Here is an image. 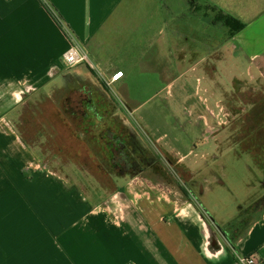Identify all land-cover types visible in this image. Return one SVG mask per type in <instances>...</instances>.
<instances>
[{"label": "crops", "instance_id": "1", "mask_svg": "<svg viewBox=\"0 0 264 264\" xmlns=\"http://www.w3.org/2000/svg\"><path fill=\"white\" fill-rule=\"evenodd\" d=\"M148 3L150 0H0V264H238L239 257L249 256L264 264V214L241 232L231 225L233 215L224 220L218 212L216 219L208 213L207 208H218L212 195H222L220 184L199 187L201 195L195 194L199 201L184 200L183 192L189 189L182 184H167L165 179L169 177L163 166L153 164L152 169L134 171L118 168L116 162L123 155L112 141L118 143L119 136L127 135L126 127L134 128L132 123L118 121V111L122 112L106 95L109 88L95 83L101 80L97 73L108 79L122 71L123 78L113 86L127 85L139 70L137 63L149 56L154 44V61H189L193 54L190 41L183 45L180 24L166 17L170 7L177 14L202 13L211 23L213 14L220 12L243 25L231 35L234 62L242 71L233 75L243 82L245 90L253 79L262 86L264 0H195L193 4L188 0H160L157 7ZM129 18L142 20L137 34L130 31ZM63 27L88 51L96 70L86 66L65 69L63 55L70 43ZM210 53L208 50L196 58V63L207 61ZM195 64L182 69L179 63L178 77L190 78L196 73L206 79V70L200 66L196 71ZM89 74L95 81L90 79L88 92L97 112L109 113L103 121L110 134L102 141V125L97 134L94 120L83 115L77 125L91 130L84 136L76 133L75 138L82 143L89 138L100 163L88 173L79 172V164L71 160L59 169L54 159L61 156L63 148L56 150L55 141L48 138L52 129L32 128L28 137L20 134V129L28 121L37 127H50L51 120L33 116L38 106L36 98L48 94L58 77L75 84L73 76ZM200 87L206 88L207 96L214 95L208 93L213 91L207 81ZM260 104L251 103L244 117H238L241 122L238 120L236 128L240 142L252 150L259 147L255 142H260L264 134V122L260 125L258 121ZM28 110V120L21 118V111ZM192 124L196 129L201 125ZM231 134L223 132L217 143L209 133L206 146L212 142L217 150L220 144L233 140ZM132 135L133 144L145 145L138 133L136 136L132 131ZM101 142L109 147L104 149L108 154ZM180 148V161L192 162L211 154L188 145L180 144ZM77 155L65 156L74 159ZM102 162L109 164V169L101 167ZM198 166L192 168L198 170ZM209 168L207 172L214 169L212 165ZM73 172L80 177H73Z\"/></svg>", "mask_w": 264, "mask_h": 264}, {"label": "rangeland", "instance_id": "2", "mask_svg": "<svg viewBox=\"0 0 264 264\" xmlns=\"http://www.w3.org/2000/svg\"><path fill=\"white\" fill-rule=\"evenodd\" d=\"M159 4L160 0H156V3H152V0H150V3H148L149 6L155 7ZM167 8L166 17L174 18L177 23L180 24L179 30L182 31L181 37L183 45L186 41H190V48L193 54L190 59H188L189 61L180 62L175 60L169 62L162 59L158 60L156 58L154 61L151 58L152 56L156 57L157 53V46L154 44L149 49V56L144 57L143 61L137 63L139 70L128 79L127 85L125 84L122 87L113 86L112 89H108V94L106 95L114 101L118 109H121L122 114L118 111V121L123 124H128V122L130 124L132 123V127L136 130L131 129L134 134L137 136L138 133L139 137L144 138V144L147 147H151L149 149L151 152L154 149L160 154L158 159L159 163H154L153 166L160 165L165 168V172L169 177V179H165L166 183L172 184L176 187L182 184L189 189V191L187 190L183 192L182 198L184 200L191 198L199 201L198 195H201V191L198 189V186L200 185L199 183L202 181L204 186L207 185L206 188H209L212 184L213 180L210 179L211 175L207 172L208 169H211L209 167L212 165L217 174L223 176L222 178L226 185H228L229 191H226L227 188L224 189L222 195H218L219 198L212 195L213 201L218 203V208L216 211L212 210V208H207L208 213L211 215L212 219H216L214 215L218 212L217 214L219 217L224 220H227V218L233 215L231 225L236 226L239 231L241 230V232H243V230H246V228H248L254 221L262 218L264 214V185L262 186L260 184L261 181L264 180V173L263 171L257 173L260 177L257 176L258 180L253 181L252 185L251 172L255 167L254 159L251 157L250 159L247 156H237V151L230 146L228 149L223 150L222 154L225 157H219V153L216 152V149L214 150L213 143L211 142L206 146V140L210 137L208 134L212 133V136H214V139H216L218 143L223 137V132L225 133L227 132V129H231V123L226 122L227 120L224 119L223 112L231 117L232 115L230 114V111L233 110L231 107H242L247 103L245 106L249 109L250 104L259 99V97H256L255 95L257 92V90H254L256 84L254 85L253 82H251V85L249 86L250 88L245 90L243 88V82L238 81L237 85H235L237 90H239L237 92L238 94L236 93L237 90L234 91L233 89L234 83L230 82L228 85L222 84V87L219 86L215 89H211L213 93L208 91V93L214 94V99L212 98V102H209L208 105L206 104L207 99H205L207 93H205V90L202 91L200 89L201 87H199L196 91L197 93L194 92L195 100L192 103L190 100L192 95L188 90H190V87L194 86V78L178 77L180 75L178 72L179 69L177 68L178 64L180 63L182 69L188 67L189 64H195L196 58L204 56V54L210 50V46H212L215 41L220 40V35L225 32L229 33L230 30L227 25L216 23L217 19L226 21L220 13L213 14L215 22L211 23L212 21L208 20L207 16L202 13L185 12L177 14L171 10L170 7ZM133 16L137 17L136 15ZM156 17L161 16L156 15ZM127 20L130 21V26L132 27L130 31L133 32V34H137L140 31L142 20L137 18H129ZM171 30V28H166L167 33L171 32ZM153 32L154 30L152 29L150 33L152 34ZM123 38L127 41V38ZM213 40L214 42H212ZM111 42L113 43V41ZM229 61L226 64L227 66H224L225 72L220 70V72H218L219 77L223 80H226V77L231 76L232 72L230 73V68L235 74H240L242 72L241 69H235L236 63L233 60ZM195 65L196 69H199L201 66L200 62ZM63 66L65 67L64 62ZM202 68L207 70L209 65L202 66ZM87 70V68H84V72H87ZM78 77L73 76L75 81H72H74L75 84H68V82H65L62 77H58V79L52 84V88L49 89L48 94L45 96L39 95L36 98L35 101L38 102V106L37 110L33 111V116L42 121L46 119L49 121L51 120L52 125L50 127H37L35 124L33 125L32 122L28 121V123L22 126V129H18L21 130L20 134L24 132L27 134V137L32 128L52 129V132L48 131L47 133L48 138L55 141L54 148L56 150H60V147L63 148V151L60 150L61 156L54 159L56 162L54 164L55 167L61 169L62 163L67 164V162L71 160L72 162L74 161L79 164L77 165L79 167V172L88 173L91 169L95 168L94 166L97 167L101 159L99 160V157H95V155L97 156L98 154L96 153V148L89 142V138V141L83 140L85 143H82V141L80 142V140L75 138V134L79 133L84 136L88 135V131L91 130L88 126L87 128L86 126L80 127L77 124L80 122V118L85 115V108L90 106L88 104V101L90 100L88 88L89 84L92 83L90 79H93V77L90 74L89 76L85 75ZM106 79L107 78L105 77V80ZM93 80L95 81V79ZM253 81H255V79ZM95 83H101L103 86L105 85V82L102 80ZM262 86H264V84ZM185 87L188 88L186 89ZM217 90H221L223 93L217 94ZM231 96H235V103L228 100ZM126 111H128L127 114ZM180 114L183 115L180 116ZM18 116L19 115H16V117ZM29 116V110L21 111V118L25 117V119L28 120ZM119 117L121 119H119ZM239 117H244V114ZM193 122L198 125L201 124L200 126H204L205 129L200 126L196 129L192 124ZM204 124H207V126ZM95 132H97V134L98 132L100 133L99 128L95 129ZM219 133L222 134L220 138L218 136ZM100 135L103 138L102 141H104V135L102 133H100ZM67 136L69 138H67ZM141 142L143 143V141ZM105 143H108V141ZM105 143L101 142V148L103 147V150L109 148ZM258 143L259 142H255L257 146ZM112 144H115L116 147L117 141H112ZM180 144L188 145V147L193 150L205 151L206 149L208 153L214 154L217 158L214 159L209 156V158L203 159L194 158L195 161L192 162H189L187 159H182V161H180L181 159L177 154L181 149L179 147ZM224 145L225 142L220 144L219 149ZM239 145L240 148H247L243 141H241ZM78 146L79 149H77ZM182 150L186 149L182 148ZM104 151L106 152V150ZM106 153L108 154V152ZM203 153L205 155L207 152ZM67 154L79 155L74 159H68L65 156ZM56 155L59 154L56 153ZM221 160L224 163V171H221L222 173L218 172L222 166ZM217 161L218 166L216 167ZM196 162L198 163L195 164ZM103 165L109 169V164L102 162L100 166L102 167ZM196 165H199L196 168L198 170L192 168ZM152 168L153 167L151 166V169ZM177 169H181L184 172V179L188 180L191 177L197 181V188L194 189V193L189 186L184 183V180L180 177ZM248 169L251 171H248ZM101 170L104 169L102 168ZM114 172L115 171L111 172L112 176H114ZM150 172L153 174V170H150ZM73 174H75L72 175L75 178L80 177V175L75 172H73ZM247 182H250L249 186L248 184L244 185V183ZM195 194L198 195L195 196ZM234 226H232V228H234Z\"/></svg>", "mask_w": 264, "mask_h": 264}, {"label": "flooded vegetation", "instance_id": "3", "mask_svg": "<svg viewBox=\"0 0 264 264\" xmlns=\"http://www.w3.org/2000/svg\"><path fill=\"white\" fill-rule=\"evenodd\" d=\"M220 37H221L220 40L215 41V43L212 46H210V50L212 53H210V55H208L207 61L204 60V62H200L201 66L209 65V68L207 69L208 71L207 70L205 71L206 73L208 72L206 75L207 78L201 79L200 77H197L194 75L196 73H192V76L190 77V79L194 78V81H195L194 86L190 87V90H188L192 95L190 98L192 103L195 100L194 92H196L198 90V88L200 87L202 82L207 81L208 83H210L212 85V89H215L216 87H219V86L222 87L223 86L222 84L228 85V83L232 82V83H234V88H233L234 91L237 90V87L235 86V85H237V82L238 81L241 82V80L239 78H237L236 75H233V73H234L233 70H229L230 73L231 72L232 73H231V76L226 77V80L221 79L218 75V72H220V71L225 72L224 66L225 67L227 66L226 64L228 63L229 60L234 61V51H235V46L231 40L232 37L229 33L225 32L224 34H221ZM212 42H214V40ZM219 67H221V68L219 69ZM236 67H235V69H237ZM195 70L197 71L198 69H195ZM203 80H205V81H203ZM253 84L254 85L256 84L254 90H257V92L255 93V95H256V97H259V99L255 100L253 103H256V102L259 104L261 103L260 104L261 108L259 109V115H258V121H259V124L261 125V122L262 123L264 122V86H261V82L258 80L253 81ZM200 89L202 91H204L206 88L203 87V89H202V87H201ZM238 91L239 90H237L236 93ZM212 98L214 99L213 95L212 96L209 95L205 98V99H207V102H206L207 105L209 104V102H212ZM228 100L234 102L235 96L229 97ZM88 104L90 106L86 107V113H85L86 117L92 118L94 120V123L96 124V126H94L95 129H97V128L100 129V126L102 125L101 133H103L104 136L109 137V134H110V133H108L109 130L106 128V125L103 121L105 118H100L97 116L98 114L96 112L97 111L96 106H95L94 102L92 101L91 96H90V100L88 101ZM245 105L242 107L241 106L235 107V108L231 107V109H233V110L230 111L231 112L230 114L233 117L232 116L230 117V115L223 112L224 119L227 120L226 122L231 123V129H229V130L232 133L231 136L233 135V140L227 141L225 143V145L220 149L218 148L216 150V152L219 153L218 154L219 157L224 158L225 156L222 154L223 150L228 149V147L230 146V147H233V149H235L237 151V156H241V157L247 156L248 158L251 157L252 159H254L255 167H254L253 171L251 172V174H252V181L251 182L253 185V181L258 180L257 176L260 177V175H258L257 173H259L261 171H263V173H264V134H263L262 140L259 142V147L256 150H252L250 148H243V147L240 148L239 147L240 146L239 145L240 140L238 139V136H236V133H238V130H236V128H237L238 120H239V122H241V120L238 119V117L243 115V114L245 115L247 113L248 109L246 108ZM126 129H127V135L122 136L120 139H119L120 136L118 137L119 142L117 144L120 143V146H118V148H120V150L122 151V153H120V154L121 155L125 154V158L123 156H121V157L119 156V159L116 162L118 168H124V169L129 168V169L134 171V170H137L140 168L151 167L154 163H157V162L159 163L158 159L160 157V154H158L154 149H153V151H155V152H153V151L151 152L149 150L151 147H149V146L148 147L147 146H145V147L144 146H138L135 143H134L135 144L134 145L131 141V139L134 138V136L132 135V131H131V129H129L127 127H126ZM261 129H263V133H264V124H263V127H261ZM229 130L227 129L226 131H229ZM231 130H233V131H231ZM223 131H225V130H223ZM129 143H131L133 146L130 147ZM179 147H180V145H179ZM130 152L134 153V155L131 154ZM210 156H211V158H214V159L217 158V156H215L214 154L210 155ZM221 163H222V166L220 167L221 169L218 172L224 171V169H223L224 163L222 162V160H221ZM217 166H218V161L216 163V167ZM248 171H251V170L248 169ZM177 172L179 173L180 177L184 180V183L187 186H189V188L191 190H194L195 188H197L196 187L197 181L195 179H193L191 177L188 180L184 179V176H183L184 172L181 169H179ZM209 173L211 175L210 179L213 180L212 184L210 185L211 188L214 187V185L220 184L224 189L227 188L226 191H229L228 185H226V183L224 182V179L222 178L223 176H219L214 169L212 170V172L210 171ZM217 180H219V181H217ZM199 184L200 185L198 186V188L199 187L202 188L204 186V183L202 181ZM247 184L249 186L250 182L244 183V185H247ZM260 184L263 186L264 180L261 181Z\"/></svg>", "mask_w": 264, "mask_h": 264}, {"label": "built area", "instance_id": "4", "mask_svg": "<svg viewBox=\"0 0 264 264\" xmlns=\"http://www.w3.org/2000/svg\"><path fill=\"white\" fill-rule=\"evenodd\" d=\"M64 33L69 40L70 46L67 52L63 55V61L65 63V69L72 70L79 66H86L88 69L96 70V67L92 63L88 51L80 45L73 35L64 28ZM107 88L112 89V86L123 78V72L117 71L105 80L100 73H97ZM128 113V111H126ZM131 114V113H129ZM238 264H259V261L254 256L239 257L237 259Z\"/></svg>", "mask_w": 264, "mask_h": 264}, {"label": "trees", "instance_id": "5", "mask_svg": "<svg viewBox=\"0 0 264 264\" xmlns=\"http://www.w3.org/2000/svg\"><path fill=\"white\" fill-rule=\"evenodd\" d=\"M194 1L195 0H188V2H189V4H193L194 3ZM220 13V12H219ZM220 14H222V13H220ZM222 16L226 19V21H223V20H220V19H217L216 20V23L217 22H221L222 24H224V25H227L228 27H229V34L230 35H233L235 32H237V31H239L242 27H243V25H241V24H239L238 22H236L233 18H231L230 16H228V15H224V14H222ZM215 22V21H214ZM68 77V76H67ZM72 84V83H71ZM93 101V100H92ZM97 112V111H96ZM106 113H102V114H100L99 112H97V116L98 117H100V118H108L109 117V113L107 112V111H105ZM109 133V132H108ZM124 144V143H123ZM125 145V144H124ZM118 146H120V143L118 144ZM119 151H121L120 150V148H119ZM119 153H122V151L121 152H119ZM123 156H125V154H123ZM263 212H264V208H263ZM261 218H259V219H257V221L258 220H260ZM255 222V221H254ZM253 222V223H254Z\"/></svg>", "mask_w": 264, "mask_h": 264}]
</instances>
